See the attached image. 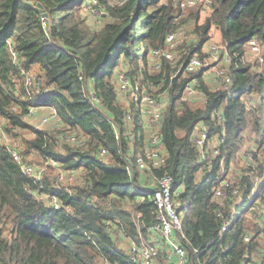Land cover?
Masks as SVG:
<instances>
[{
    "label": "trees",
    "instance_id": "trees-1",
    "mask_svg": "<svg viewBox=\"0 0 264 264\" xmlns=\"http://www.w3.org/2000/svg\"><path fill=\"white\" fill-rule=\"evenodd\" d=\"M33 1L0 0V264H143L131 259L129 244H151L153 178L164 174L179 193L173 198L188 264H264V61L247 58L250 39L259 41L264 58V0H207L208 7L197 2L188 9L182 0H100L110 21L98 31L79 15L85 0H36L49 14L47 29ZM203 9L209 11L200 23ZM179 26L193 37L178 45L175 66L163 61L154 70L150 50ZM212 27L230 58L228 89L209 87L206 70L182 73L192 55L207 57ZM119 64L133 85L151 83L157 97L166 91L172 98L161 123V168L136 165L148 143L136 103L115 89ZM193 77L205 101L178 102ZM41 102L56 111L50 127L23 118ZM196 129L206 132L209 150L193 143ZM241 156L246 163L233 176L231 163ZM220 181L231 184L222 198L215 197ZM255 200L258 207L247 214ZM121 236L127 246L118 243Z\"/></svg>",
    "mask_w": 264,
    "mask_h": 264
},
{
    "label": "built area",
    "instance_id": "built-area-1",
    "mask_svg": "<svg viewBox=\"0 0 264 264\" xmlns=\"http://www.w3.org/2000/svg\"><path fill=\"white\" fill-rule=\"evenodd\" d=\"M197 2H204L206 6H210L207 0H182L180 7L183 9H188L196 5ZM209 9H203L201 12L200 19H204ZM201 23V20H200ZM45 25V24H44ZM193 36L186 34V29L184 26H179L177 30L173 33H169L165 36L164 45L160 48H154L150 50V59L153 69L159 71L163 61H169L171 65L175 66L177 64L176 60V49L180 43L184 41L185 38H192ZM204 52L207 57L201 59L198 55H192L184 66L182 73L189 74L195 73L199 70H206L213 72V78L215 84L223 89H228L231 84V78L227 74V64L230 63V58L226 53V49L221 42L213 41L211 38L204 45ZM248 55L256 63L262 64L264 61L262 54V46L256 39H250L247 42ZM248 56V60L250 57ZM208 61H211L209 63ZM205 71V73H207ZM31 81L27 78V84ZM115 89L118 94L123 98H126L132 94L133 101L136 103L138 115L140 116V126L143 128L146 139L147 147H145L142 154L137 156L136 165L141 170H150L161 168L165 165L166 156L164 154V147L161 138V123L163 118V111L165 104L169 97L166 91L159 94L158 97L154 94L157 88L151 83H145L139 86L138 83L132 84L131 79L127 76L126 69L123 65L122 68L117 70L115 73ZM245 98V97H244ZM170 98L169 100H171ZM247 99V98H245ZM205 101V97L198 87L197 78L193 77L185 83L184 89L180 96L178 102H192V101ZM90 103L94 107L100 105L99 99L90 93ZM37 107H31L28 110L27 115L23 118L30 119L33 116V112L38 108L46 109L45 115L40 119L41 125H47L49 122L56 120V111L53 106L47 105L46 103H40L36 105ZM213 115L220 118L219 110H215ZM126 119L128 122L132 120V115L130 112L126 114ZM196 135L193 143L203 150H209L205 148V143L207 139V134L203 130L196 129ZM115 132L118 135V127H115ZM1 133V128H0ZM67 141L71 143L82 145L80 137L70 136L67 137ZM213 154L217 155L218 150L216 147L210 148ZM13 154V159L19 161V155L15 152ZM100 158H105L107 156V151L105 148H101L98 153ZM250 155L248 158L250 159ZM246 163V162H245ZM52 165H57V162L51 160ZM248 164V163H247ZM246 164V165H247ZM23 171L27 175H33L35 173L34 169L30 166H23ZM248 175L246 171L243 173ZM59 179L62 177L59 176ZM172 177L169 174H164L160 177L153 178V190L152 199L155 202L157 213L155 217V222L150 226V231L152 233L151 244H141L137 245L133 242L129 244V255L133 260H140L143 264H161L157 262L160 257L161 249L167 260L174 258L175 264H188L187 252L180 245V240L183 238L182 234V222L179 213L177 212V204L174 200V194L178 195V192H174L172 188ZM231 184L228 181H220L219 186L215 189V197L222 198L226 195V189L230 188ZM139 193L148 192L144 188H137ZM146 191V192H145ZM237 191H234L236 194ZM258 207V201H252L249 208L246 210L247 214L254 211ZM55 208H57L55 206ZM225 226H223V230ZM179 233L180 235H177ZM250 236H245L244 241L248 242ZM116 242L117 239L115 240ZM120 243V241L118 242ZM161 259V257H160Z\"/></svg>",
    "mask_w": 264,
    "mask_h": 264
},
{
    "label": "rangeland",
    "instance_id": "rangeland-1",
    "mask_svg": "<svg viewBox=\"0 0 264 264\" xmlns=\"http://www.w3.org/2000/svg\"><path fill=\"white\" fill-rule=\"evenodd\" d=\"M105 1L107 3H110V4L116 3V0H105ZM125 1L126 0L119 1L118 4L121 5ZM102 2L100 0H85V2H83L82 6L78 9L79 15L83 18L85 25L93 31L100 30L104 24H106L108 21H110V17L107 15V12H106ZM205 58H206V56H205ZM247 58H248V56H247ZM208 62L211 63V61H208ZM117 66H118L117 70H119L121 68V65L119 64ZM117 70H116V72H117ZM206 72H207L206 74H207V81H208L207 85L209 87H211V85L213 86L215 84V80L212 76L213 72H211V71H206ZM129 100L130 101L133 100L132 94H130ZM129 112L133 116V113L131 111H129ZM43 114L45 115V109L38 108L37 110H35L33 112V116L29 119V122L31 124H35L38 127H50L53 122L52 123L49 122L47 125H41L40 124V119L43 116ZM22 133L26 134V132H22ZM29 137H31V136L29 135ZM253 137H254L253 134H251V135L249 134V136L247 138L248 143H246L243 146L244 147L243 150H246L248 148V146H250L249 138H253ZM244 162H245V157L241 156L236 163H234V162L231 163V171L230 172L233 176H235V175L237 176L236 172L242 170L241 166L243 165ZM131 191H132V193H134V192L136 193V190L134 187L132 188ZM119 241H120V243L125 244L126 246L128 244V242H127L128 240H126L124 238L119 239ZM157 262H160V257L157 259Z\"/></svg>",
    "mask_w": 264,
    "mask_h": 264
},
{
    "label": "crops",
    "instance_id": "crops-1",
    "mask_svg": "<svg viewBox=\"0 0 264 264\" xmlns=\"http://www.w3.org/2000/svg\"><path fill=\"white\" fill-rule=\"evenodd\" d=\"M201 22H202V19H201ZM210 38L212 39V40H214V41H216V42H221V34H220V32H219V30L216 28V27H212L211 28V30H210ZM203 78H204V80L206 81V83H208V81H207V74L206 73H204L203 74ZM218 86H217V84H214L213 86L211 85V88H217ZM41 109H44V108H41ZM37 110V109H36ZM45 112H46V109H45ZM122 238H124V237H120V239H122ZM125 239V238H124ZM127 240V239H126ZM128 243H129V241H127ZM163 249H161V252H160V254H161V259H162V262H167V263H171L172 261H174V258H171V260H167L166 258H165V255H164V253H163V251H162Z\"/></svg>",
    "mask_w": 264,
    "mask_h": 264
},
{
    "label": "water",
    "instance_id": "water-1",
    "mask_svg": "<svg viewBox=\"0 0 264 264\" xmlns=\"http://www.w3.org/2000/svg\"><path fill=\"white\" fill-rule=\"evenodd\" d=\"M35 10L40 14L41 18L44 20L45 27L47 29L49 22V14L45 7L39 1H33L32 3Z\"/></svg>",
    "mask_w": 264,
    "mask_h": 264
}]
</instances>
